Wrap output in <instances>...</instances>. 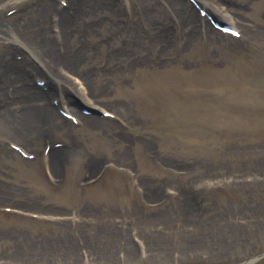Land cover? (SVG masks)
I'll return each instance as SVG.
<instances>
[{
  "label": "rangeland",
  "instance_id": "374dc122",
  "mask_svg": "<svg viewBox=\"0 0 264 264\" xmlns=\"http://www.w3.org/2000/svg\"><path fill=\"white\" fill-rule=\"evenodd\" d=\"M42 1L0 0L1 22L23 23L30 7ZM152 1L119 0L122 32L106 22L85 38L84 42L94 44V52L79 65L78 73L107 64L109 56L118 51L121 55L112 63L117 67L132 65L127 72L100 73L94 84L101 96L96 108L84 102L89 88L82 93L79 81L71 84L77 93L64 100L36 82L48 79L43 67L38 65L33 72L31 83L44 95L46 92L56 113L67 119L60 107L77 118L76 122L67 119L70 127L63 132L44 134L50 145L69 143L75 147L57 167L56 177L49 169L43 139L24 142L0 122V257L14 255L32 264L37 259L57 264L71 251L78 257L76 264H111L110 260H95L90 252V247L106 250L109 245L108 237L104 243L103 230L97 237L92 235L94 231L87 235L86 229L79 237L74 233L83 224V214L93 212L100 217L111 213V218L122 220L129 216L128 220L135 222L124 226V236L136 257L127 260L115 249L113 264H244L254 258L258 259L252 264H264V0H218L209 11L234 17L232 24L241 38L222 34L202 18L215 33L196 35L185 47L182 33L189 29L187 22L167 10L166 2ZM65 2L52 0L55 7ZM156 23L175 34L171 47L158 63L132 64L134 58L157 53L158 46L154 41L142 47L132 45L128 31L138 27L154 31ZM20 30L15 27L12 32L21 36ZM8 45L14 58L35 69L37 60L23 55L28 54L23 40L8 41L1 36L0 64L11 57L6 52ZM79 113L107 118L114 124L92 129L79 121ZM14 144L26 157L13 149ZM92 165L96 171L88 176ZM215 172L221 176L214 177ZM157 186L160 190L151 194ZM185 197L198 211L196 216L176 209V205L186 204ZM164 213L167 216L154 221L151 231L166 230V222L183 230L197 225L203 228L214 218L221 226L237 224L243 230L235 232L234 240L233 230L211 237L203 233L195 237L201 241L193 249L185 248V256L176 242L183 245V238L167 237L171 241L157 247L167 260H147L137 247L136 222ZM52 239L65 240L52 245Z\"/></svg>",
  "mask_w": 264,
  "mask_h": 264
},
{
  "label": "bare ground",
  "instance_id": "6f19581e",
  "mask_svg": "<svg viewBox=\"0 0 264 264\" xmlns=\"http://www.w3.org/2000/svg\"><path fill=\"white\" fill-rule=\"evenodd\" d=\"M65 1L67 4L64 7H55L52 0H44L37 3L33 7H30L27 19L18 25L14 22L3 24L0 19V36L3 40L9 41L10 38L16 39L19 42L23 40V46L28 50V54H23L24 57H32V61L37 60L38 62V64L33 63V66L35 67V69H33L32 65H28L27 61H18L13 57L12 47L8 45L6 52L11 57L6 61H2L0 64V122H3L9 129H12L17 137L21 138L24 142H29L30 139H43L47 145L48 139L44 137L45 132H63L67 127H70L67 120L59 116L55 111L56 109L47 102L45 97L46 92L44 95V92H42V90L40 91L39 87L31 83V76L33 72H36V69L38 70V65L40 68L43 67L44 73L47 74L48 79L46 78L47 81L45 83L47 91L58 94L61 99L68 100V98L71 97L70 95L77 93V89L71 87L72 82L78 83L79 81L80 85H82L80 88L82 93H84L86 87L89 88L87 95L83 97L84 102L95 108L97 107L94 106L95 103L100 102L101 97L99 91H96L94 86L96 80L101 78L100 73L103 72L102 76H104L113 74L115 71L127 72L132 66L130 64L131 62L125 67H117V65L112 63L118 55H121V52L118 51V53L109 56L107 64L104 62L103 65L95 68L94 71L83 70L84 72L81 71L78 73L77 68L79 65L85 62L86 59L90 58L94 52V44L92 42H84L85 38L89 36L97 26H102L106 22L111 23V28H113L114 31L118 30L119 33H121L122 28L118 23L123 14L120 12L121 7L119 8V0ZM145 1L147 4L154 2L152 0ZM160 1H163V3L166 2V9L172 14H178V20H185L187 24L191 26L188 31L182 33L184 47L196 35L215 33V30L211 25H209L204 19H201L197 15L195 8L191 5H187L184 0H156V2ZM199 1L202 3L201 5L208 8H212L219 3L218 0ZM180 5H182V8L179 9ZM26 12L27 11H25V13ZM51 14L52 16H50ZM214 14L223 21H234V17L231 18L230 16L219 12H214ZM139 24L143 26L142 23L138 22V25ZM21 25L23 29L20 30L19 27ZM144 26H147V24ZM153 26L154 31H151L150 27L147 32L141 30L140 27L128 31L127 36L132 45H141L142 47L147 41H154L158 46L157 53L150 54L147 58H134L132 64L158 63V58L164 56V53L171 47L172 41L175 38L173 31L170 28L165 27L163 24L156 23ZM15 27L20 30L22 34L21 36H17L12 32ZM124 41H127V37H125ZM34 54L36 56H34ZM154 54L156 56H154ZM29 68L31 70H29ZM10 87L11 90L9 89ZM13 105H17V107L11 109ZM79 121H81L83 125H86V127L88 126L92 129L102 127L108 128L110 125L114 124L113 121L107 118H97L83 113H79ZM74 150V145L69 143L58 148H53L51 145L49 151V163L51 167H49V169H51L52 176H57V167L62 165L63 161L71 156ZM119 158L126 160L124 156H119ZM124 168L128 167L126 166ZM95 171L96 169L94 165L89 167L87 169L88 176L93 175ZM219 176H221V172H215L214 177ZM89 179L87 178L86 181H89ZM152 190L153 191H150L151 194L158 192L160 186L154 187ZM187 199L188 197H185L186 204L184 206L181 207L176 205V209L180 208L182 209V212L185 213L188 211L196 216L198 211L193 209L189 199L188 202ZM150 203H155V201H150ZM163 215L165 216L166 214L154 215V218H149L147 221H144L145 223L136 222V225L139 227L137 236L138 240L136 239L137 247L141 251H144L147 260H153L160 263L167 260L166 257L159 253L160 249L157 248L166 244L168 241H171L167 237L173 239L176 238L177 240L180 237L183 238V245L178 241L176 242L180 245L179 250L181 256H185L188 254L186 253V249H193L196 243L201 241L195 240V237L202 236L201 234L203 233H206L211 237L217 236L220 233H230V231L233 230L231 239L234 240L238 236L235 232L241 233L243 230V228L237 224H224L221 226L219 219L214 218L203 228L202 226L197 225L183 230L181 226L171 227L168 226L166 222V226L163 228L169 231L168 235L165 234L167 231L164 229L161 230V232L156 230L151 231L153 222L160 221V217ZM101 217L106 223H102L103 220ZM101 217L98 213L93 212L83 214L81 217L83 224L79 225V228L74 232L78 237L84 235L81 231L83 229L87 230V235L90 231H94L92 234L94 237H97L102 230L105 232L104 243L108 237L109 240L107 242L109 245L107 248H109V250L107 251V248L106 250L105 248L102 250L101 247L98 248L100 251H95L90 247L91 255L95 260L103 263L110 260L111 264H113V256L117 254V252L115 253V249H118L117 251L119 255L127 260L132 257L135 258L137 252L130 246V241L124 236L126 235V233H124V226H130V224L135 223L132 222L133 219L128 220L129 216H127V219L125 220L118 219L116 216L111 218V213L102 215ZM105 218L108 220H105ZM119 223H121V226L116 225ZM100 236H102V234ZM61 240L65 239H52L50 240V243L52 245L53 243L58 245V242ZM216 240L217 239H214L213 241L210 239V242L218 244L217 242L219 241ZM172 243L173 242H170V244ZM25 245H27V243H25ZM83 254L85 255L86 251H84ZM76 256L75 253L68 251L67 255H65L61 259V262L57 264H76L78 260V257ZM37 260H35L34 264H43V261L37 262ZM0 263L32 264V261L25 260L24 257L9 255L0 257Z\"/></svg>",
  "mask_w": 264,
  "mask_h": 264
}]
</instances>
